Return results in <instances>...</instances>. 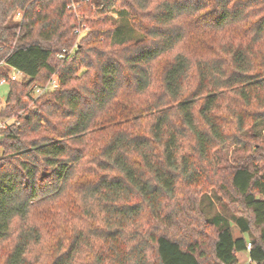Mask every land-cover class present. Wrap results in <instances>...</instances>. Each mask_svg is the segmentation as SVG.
Here are the masks:
<instances>
[{
  "label": "trees",
  "instance_id": "16d2710c",
  "mask_svg": "<svg viewBox=\"0 0 264 264\" xmlns=\"http://www.w3.org/2000/svg\"><path fill=\"white\" fill-rule=\"evenodd\" d=\"M14 68L0 264H264V0H0Z\"/></svg>",
  "mask_w": 264,
  "mask_h": 264
},
{
  "label": "rangeland",
  "instance_id": "374dc122",
  "mask_svg": "<svg viewBox=\"0 0 264 264\" xmlns=\"http://www.w3.org/2000/svg\"><path fill=\"white\" fill-rule=\"evenodd\" d=\"M116 17H117V15H116ZM8 91H9V86L7 84L3 85L0 89V97L5 99ZM4 123H6V122L2 121L1 126H3ZM203 194L204 195L201 197L200 204H201V206H203V209L206 212V214L208 216H212V215L216 214L217 212H221V213L227 215L230 219V223L233 226L234 234L236 236L240 235L241 231H240L239 227L237 226V217H238L237 214H239V213L234 214L233 213L234 211H231L230 209H225L222 206V204L220 203V194L218 193V191L209 189V190L205 191ZM239 210L243 211L242 208H239ZM245 235L249 239V234L246 233ZM239 257H240V263H242V264L247 263V260H248V254L247 253H245V252L240 253Z\"/></svg>",
  "mask_w": 264,
  "mask_h": 264
},
{
  "label": "built area",
  "instance_id": "2783aa9c",
  "mask_svg": "<svg viewBox=\"0 0 264 264\" xmlns=\"http://www.w3.org/2000/svg\"><path fill=\"white\" fill-rule=\"evenodd\" d=\"M23 76H24V73L22 71L14 68L13 71H11L8 76L0 78V89L3 85H6L9 82V79L18 80V79L22 78ZM59 82H60L59 78L57 76H53L49 88L52 89V88L59 86ZM37 92H43V90L38 89ZM251 246H252L251 243H249L248 244V250L251 249ZM246 264H251L250 258L247 260Z\"/></svg>",
  "mask_w": 264,
  "mask_h": 264
},
{
  "label": "crops",
  "instance_id": "0c3cea01",
  "mask_svg": "<svg viewBox=\"0 0 264 264\" xmlns=\"http://www.w3.org/2000/svg\"><path fill=\"white\" fill-rule=\"evenodd\" d=\"M250 257L248 256V259H249Z\"/></svg>",
  "mask_w": 264,
  "mask_h": 264
}]
</instances>
